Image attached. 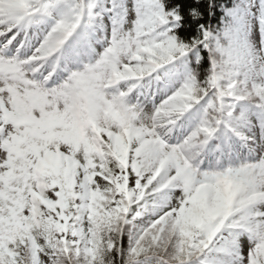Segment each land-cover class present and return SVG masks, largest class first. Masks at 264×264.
Masks as SVG:
<instances>
[{
    "label": "snow or ice",
    "instance_id": "6c2138e0",
    "mask_svg": "<svg viewBox=\"0 0 264 264\" xmlns=\"http://www.w3.org/2000/svg\"><path fill=\"white\" fill-rule=\"evenodd\" d=\"M0 264H264V0H0Z\"/></svg>",
    "mask_w": 264,
    "mask_h": 264
}]
</instances>
